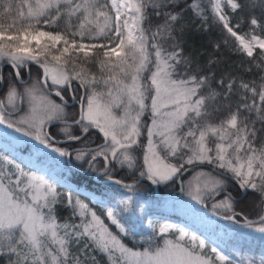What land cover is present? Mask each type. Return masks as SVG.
I'll return each mask as SVG.
<instances>
[{
  "label": "snow or ice",
  "instance_id": "obj_1",
  "mask_svg": "<svg viewBox=\"0 0 264 264\" xmlns=\"http://www.w3.org/2000/svg\"><path fill=\"white\" fill-rule=\"evenodd\" d=\"M207 3L211 19L237 42L235 50L264 63V25L255 16L246 20L241 15L245 6L240 0ZM172 6L174 0H22L20 4L0 0V64L11 68L13 77L8 83L0 71V125L60 156L73 153L55 146L59 134L67 141H81L95 131L103 144L75 149V159L130 191L134 184H125L112 173L118 164L136 175L135 151L144 128L146 167L138 171L139 179L174 182L186 165L211 166L213 172L199 171L189 183L191 198L203 203L205 196L211 197L212 207L222 210L225 220L239 224L243 216L241 227L264 234V212L257 220L249 219L236 211L235 198L227 191L231 180L243 195H258L264 207V142H258L264 132V76L259 84L217 80L211 70L215 61L209 60V71L204 73L193 69L178 44L165 48L158 38L175 39L180 18L179 13L164 10ZM188 7L202 20L209 19L202 0H192ZM149 8L165 18L155 30L145 26ZM236 16L239 19L232 23ZM73 18L78 25L72 24ZM61 19L66 21L63 28ZM245 25L249 31L242 33ZM90 65L98 67L99 76ZM33 66L37 78L24 80L23 73L30 75ZM74 81L84 95L78 100V116L69 119L62 93L75 91ZM237 88L240 102L233 105L231 96ZM52 92L60 103L51 98ZM146 114L150 123L145 125ZM53 122L64 125L56 134L48 130ZM98 157L104 162L100 169ZM63 200L79 223L58 222L54 210ZM131 202L129 196L119 203L126 210ZM98 203L110 224L71 191L59 193L44 175L0 153V254L9 255V264H79L71 246L83 241L85 249L91 245L106 254L109 264H252L173 224L150 223L159 240L153 246L149 237L148 247L134 250L122 241L121 234L130 233L119 206Z\"/></svg>",
  "mask_w": 264,
  "mask_h": 264
},
{
  "label": "trees",
  "instance_id": "obj_2",
  "mask_svg": "<svg viewBox=\"0 0 264 264\" xmlns=\"http://www.w3.org/2000/svg\"><path fill=\"white\" fill-rule=\"evenodd\" d=\"M202 2L203 6L205 7L206 14L209 16V19L207 21L202 20L188 7V5L192 3V0H174V6L164 9L165 11L179 13L180 18L176 23L173 31V37L175 39L163 40L161 38H158L160 42L165 48L169 50H171L173 44H178L179 47L183 50L182 55L192 61V67L194 70L198 67L199 69H202L204 73H207L209 71V60L215 61V63L211 65V70L214 71L215 78L217 80L222 77L226 82L229 79H235L237 85H239L240 82L250 83L255 81L257 84L261 83L260 77L264 76V63H260L258 58L254 61L252 58H249L246 55L237 52L235 50L237 42L222 29V26L219 23H216L211 19V12L209 10L207 0H202ZM240 2H242L245 6L241 15H243L246 20L251 16H255L258 22L261 25H264V0H240ZM13 3L20 4L22 3V0H13ZM148 14L149 19L145 21V26L149 27L151 30H155L157 25L164 23L165 18L163 16L157 17L151 8L148 9ZM237 19H239L238 16L234 17L232 23H235ZM65 23L66 21L64 19H61V21L59 22L60 28H63L65 26ZM72 24L78 25V20L76 18H73ZM240 31L242 33L248 32L249 27L245 25ZM256 31L257 34H262L260 32V29H257ZM225 40H227V43H225ZM217 45H219V48L216 47ZM258 63H260V67H257ZM89 67L92 72L96 73L97 76L100 75L99 69L96 65H90ZM11 72L12 69L10 67H5L3 77L8 83H11L13 80V77L10 76ZM37 72V67L33 66L31 69L30 80H34L37 78ZM145 75H147V73ZM72 87L75 91H69L73 92L76 98L84 95V89L78 88L77 82L74 81ZM69 91L62 93L67 100H71ZM236 91L237 94L231 96V103L233 105H236L240 102L238 88ZM2 95L3 92L0 91V96ZM53 99L58 102L57 98L53 97ZM24 107L26 108V105ZM75 115H77L76 112ZM149 120V114H146L144 117H142V124H148ZM255 126L257 129L261 128V124L259 122H257ZM25 137L33 140L28 136ZM97 137L98 140L102 139V136H100L99 134ZM140 139H142V142L140 143L142 145L145 140L144 135H142ZM258 142H264V132L259 133ZM55 146L67 147V143L55 144ZM0 153L7 154L1 149ZM84 164V161H81L79 163V165L81 166ZM102 165L103 160L101 158H98L96 162V168L100 169ZM25 168L26 170H31L26 166ZM202 170L205 172H213L209 169L199 167L184 174L182 178V199L187 201H195L189 194V183L193 182V177L196 175L195 172L198 173ZM90 171L92 173L95 172L91 169ZM130 171L131 170L127 169L126 167L121 168L116 165L112 175L122 180L132 181L138 176V173L136 172V176L133 175V173H131ZM71 180L76 184H84L87 188L97 192L109 191V188H112V199L119 198L120 201L125 200L127 197H129L130 193L133 191L143 192L150 191L152 189L151 184L145 180L141 181L131 191L125 187H120L115 184H97L89 176H81V173L75 170H72ZM102 186H104V188ZM158 190L160 193L178 192V186L176 181L174 180V182L158 184ZM57 191L59 193L67 192L65 188L59 185H57ZM227 191L231 192V194L235 197L241 195V192L238 189L237 185L231 180L227 182ZM72 193L74 198L78 197L82 202L87 203L90 208L95 210L98 215L105 219L106 224H110V222L105 218L104 209L102 207L93 203L88 197L84 195L76 194L74 192ZM223 195L224 194H221V196L216 197L215 200L221 199ZM152 198H154L153 195L148 197L149 200H152ZM207 198L208 196H205L204 200H206ZM235 201L236 211L243 213L248 218L258 217L264 209V207L261 206V201L258 195L252 192H249L247 195L242 196V198L240 199H235ZM208 208L214 212L219 213L220 215H223L222 210L211 208V203L208 205ZM54 211L59 223L80 222L79 217L73 215V209L72 207L68 206L66 200H63V202L61 203H57ZM242 220L243 216H240L239 221ZM110 230L113 231L114 234L117 233V230L114 226L110 225ZM129 233L130 234L127 236L121 234L123 243L128 247L134 250H142L143 248L148 247V244L146 243L147 235H142V233H137L132 230H129ZM149 236L153 237L152 243L154 246L159 240V237H156L154 233H151ZM169 238H174V236L170 235ZM238 245L240 247V253L244 256V259L251 261L252 264H262V261H264V237L253 235V237H251L248 241L246 240V238H243L242 241L238 242ZM71 251L74 257L79 258V264H91V262H95V264H109V258L106 254H104L100 250L95 249L91 245H89V247L85 249L83 241L79 244L73 243L71 246ZM13 259H15V257H13ZM0 264H9L8 254H0Z\"/></svg>",
  "mask_w": 264,
  "mask_h": 264
},
{
  "label": "rangeland",
  "instance_id": "obj_3",
  "mask_svg": "<svg viewBox=\"0 0 264 264\" xmlns=\"http://www.w3.org/2000/svg\"><path fill=\"white\" fill-rule=\"evenodd\" d=\"M117 114H119V110H117ZM149 123L150 120L148 124ZM0 126L6 133V136L1 135L0 139V149L2 151L6 152L11 157H14L17 162L36 170L40 175L48 177L51 181L59 184L60 186H63L77 194L87 196L93 203L98 204L100 207H102L101 203L98 202H102L103 205L107 206H119V209H121L120 215L123 222L126 224V227L129 230H133L137 233H142V235H147L146 239L150 237L149 235L151 233H154L153 228L150 227V223L153 227L160 224H173L179 228H184L190 233H194L198 236H201L202 238L207 239L209 243L219 244L225 249L227 253L233 255L235 258H244V256L240 253L238 242L242 241L243 238H246V240L248 241L251 237H253V235L264 237V234H260L255 231L243 228L240 226L241 224H233L218 220L211 213L204 210L201 204H198L197 201H194L192 203L189 201H184L172 195L158 196L157 200H152L151 202H149L146 198H138V195L131 194L132 202L130 205H128L126 210H122L124 206L122 205L121 207L119 199H112L110 197V194H113L112 191L95 193V195H98L95 196L94 199L82 191L76 190L68 185L54 180L50 175V172H52L56 166H60V169L54 173L56 175H59L61 179L65 177L63 179L64 182H66L67 180L70 181L69 179L72 175V172L70 168L65 165L62 156L52 151L50 148H45L39 142L28 144L23 135L17 132L12 133L4 125ZM142 131H145V140L142 144L141 153L139 154L138 151H135V155L137 157V167L139 165H142L143 169L146 167L144 165L143 156L144 145L147 144V137L146 129L144 130L142 128ZM35 151H39L42 153H40L41 156L37 158V163L42 164L47 159L51 160L47 170V172L49 173L42 172L35 166L27 164L22 159V154L31 156ZM170 162L175 163L176 161L175 159L170 158ZM195 173L197 174V172ZM195 177L196 175L193 177L192 181H194ZM96 197H98L97 200ZM222 224L224 226H222ZM176 235H178V233H176ZM91 264H95V262H91Z\"/></svg>",
  "mask_w": 264,
  "mask_h": 264
},
{
  "label": "flooded vegetation",
  "instance_id": "obj_4",
  "mask_svg": "<svg viewBox=\"0 0 264 264\" xmlns=\"http://www.w3.org/2000/svg\"><path fill=\"white\" fill-rule=\"evenodd\" d=\"M5 67L8 68V66H3V68L0 69V71H2V75L3 76H4ZM30 76H31V74L29 75V73L27 71H25L23 73V78L26 81L30 80ZM52 96L56 97L54 92H53ZM56 98L59 100V102H61L58 97H56ZM65 111L68 114L69 119L76 118L78 116V114H79V104L75 100L71 99V102L68 103V107L66 108ZM75 112L77 113V115H75ZM62 127H64L63 124H61L59 122H53V125L49 126L48 130H50L52 133L56 134V133L59 132V129L62 128ZM76 134H79V133L77 132ZM97 136H98V134L95 133V131H93L92 134H90L88 137L85 138L86 140L82 139L81 141H78L77 144H72V145L68 146L67 147L68 151L71 150V152L73 153V155H71L70 157H72V158L75 157V152H74L75 149H81V148H86L87 149V147H89V146H94L95 144L100 143L101 141H99L97 139L98 138ZM63 138H65L64 135L63 134H59L56 139H63ZM71 142L74 143V141H71ZM86 143H94V144L90 145V144H86ZM86 164L83 167H80V168L83 169L86 166ZM88 169L86 171H81V176L90 175V172H88ZM98 171H96V172H98ZM101 179H105L103 174L99 175L97 180H101Z\"/></svg>",
  "mask_w": 264,
  "mask_h": 264
},
{
  "label": "bare ground",
  "instance_id": "obj_5",
  "mask_svg": "<svg viewBox=\"0 0 264 264\" xmlns=\"http://www.w3.org/2000/svg\"><path fill=\"white\" fill-rule=\"evenodd\" d=\"M1 135L3 136H6V133L4 132V130L2 129V127L0 126V139H1ZM41 152L39 151H35L31 156L27 155V154H22L21 157L22 159L29 165L31 166H35L36 168L40 169L42 172L44 173H49L47 172L48 170V166L50 164V159H47L46 161H44L42 164L41 163H37L36 160L38 158V156L40 155ZM60 169V166H56L55 169L50 172V175L53 177L54 180L62 183V184H65V185H68L70 186L71 188H74L76 190H79V191H82L84 193H86L87 195L91 196L92 198L95 199V196H97L98 194L95 195V193L91 192V191H87L85 190L84 188L82 187H78V186H75L74 184H72L70 181H66L64 182L63 179H61L59 177V175H56L54 172L58 171ZM98 197H96V200H97ZM222 226H224L222 224Z\"/></svg>",
  "mask_w": 264,
  "mask_h": 264
},
{
  "label": "water",
  "instance_id": "obj_6",
  "mask_svg": "<svg viewBox=\"0 0 264 264\" xmlns=\"http://www.w3.org/2000/svg\"><path fill=\"white\" fill-rule=\"evenodd\" d=\"M2 66H3V64H1L0 65V69H2ZM53 93V92H52ZM56 141V140H55ZM67 140L66 139H62V140H60V142L61 143H63V142H66ZM102 144H103V142H102ZM98 145H101V144H98ZM98 145H96V146H94V147H97ZM94 147H90V149H92V148H94ZM67 160H68V158H67ZM87 167H88V165H87ZM86 167V168H87ZM196 167H203V168H208V169H210L211 171H214L213 169H212V167L211 166H206V165H200V166H188V167H186L185 168V170L184 171H182V173L177 177V183L179 184V187H180V193L178 194V195H176V196H180L181 195V190H182V185H181V177H182V175L186 172V171H188V170H193L194 168H196ZM101 173V171L100 172H98L95 176H97L98 174H100ZM139 179V178H138ZM137 179V180H138ZM136 180V181H137ZM141 179H139V181H140ZM104 181H106V182H112V181H110V180H108V179H106V180H104ZM136 181L135 182H133V183H127V182H124L125 184H137L136 183ZM154 190H155V193H157V184H154ZM242 196H243V194H242ZM240 198V197H239ZM212 200V198L210 197V199H208L206 202H205V204L207 203V202H209V201H211ZM264 212V211H263ZM258 218H255V219H253V220H257Z\"/></svg>",
  "mask_w": 264,
  "mask_h": 264
}]
</instances>
